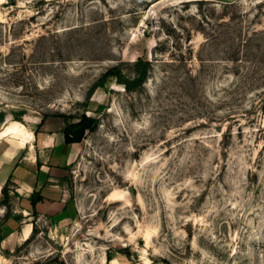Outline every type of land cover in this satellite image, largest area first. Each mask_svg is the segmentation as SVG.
<instances>
[{
    "label": "rangeland",
    "instance_id": "1",
    "mask_svg": "<svg viewBox=\"0 0 264 264\" xmlns=\"http://www.w3.org/2000/svg\"><path fill=\"white\" fill-rule=\"evenodd\" d=\"M139 57L142 85L93 88ZM0 113L22 136L98 120L70 218L31 211L21 237L1 193L0 264H264V0H0Z\"/></svg>",
    "mask_w": 264,
    "mask_h": 264
},
{
    "label": "crops",
    "instance_id": "2",
    "mask_svg": "<svg viewBox=\"0 0 264 264\" xmlns=\"http://www.w3.org/2000/svg\"><path fill=\"white\" fill-rule=\"evenodd\" d=\"M34 126L27 128L26 136L13 135L8 126L0 129V199L2 188L8 181L15 185V191L21 199V214L26 232H31L33 225L27 221L30 217L32 195H41L36 203L38 215L64 221L72 216V199L67 186L69 165L78 154V143H66L64 136L65 120L61 117L47 116L35 121ZM34 127V128H33ZM4 130V134L1 132ZM0 208V216L4 213ZM15 214L12 215L13 218ZM9 218V219H11ZM14 219V218H13ZM26 219V221H25ZM14 228L11 235L15 236ZM104 264H125L113 257Z\"/></svg>",
    "mask_w": 264,
    "mask_h": 264
},
{
    "label": "trees",
    "instance_id": "3",
    "mask_svg": "<svg viewBox=\"0 0 264 264\" xmlns=\"http://www.w3.org/2000/svg\"><path fill=\"white\" fill-rule=\"evenodd\" d=\"M135 67V76L133 78L127 77L123 71L118 67H112L108 69L104 75L103 78L100 79V81L96 82L93 88L103 86L104 82L106 81L108 76H115L117 80L124 84L125 88L128 90H134L136 86L142 85L145 81L149 67L150 62L148 60H144L143 58L139 57L134 62ZM23 113H14V119L21 120V115ZM4 119V113H0V123ZM65 127H64V136L66 143H81L85 137V135L88 132H93L98 128V120L95 117H92L90 115H87L86 113H83L77 121L72 123H67L65 120ZM12 183L11 179H8L6 184L2 188V192L4 194V199L8 200V185ZM41 199V195L38 193H34L32 195V206H33V213L38 214L36 211V203L37 201ZM34 231V229H33ZM3 237L0 235V240H2ZM29 239V238H28ZM108 260H111L112 257L108 254L107 256Z\"/></svg>",
    "mask_w": 264,
    "mask_h": 264
}]
</instances>
